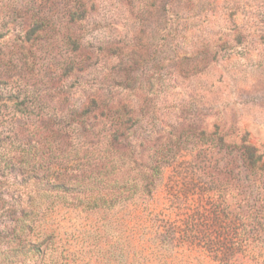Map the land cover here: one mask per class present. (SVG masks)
<instances>
[{"label":"rangeland","instance_id":"1","mask_svg":"<svg viewBox=\"0 0 264 264\" xmlns=\"http://www.w3.org/2000/svg\"><path fill=\"white\" fill-rule=\"evenodd\" d=\"M104 104L135 110L129 138L172 141L155 190L111 208L47 194L46 155L72 157L76 123L101 121L79 113ZM172 234L188 259L158 254ZM198 252L264 264V0H0V264Z\"/></svg>","mask_w":264,"mask_h":264},{"label":"trees","instance_id":"2","mask_svg":"<svg viewBox=\"0 0 264 264\" xmlns=\"http://www.w3.org/2000/svg\"><path fill=\"white\" fill-rule=\"evenodd\" d=\"M91 112L92 118H100V125L86 120L76 123L75 131L83 140L80 139L81 144L72 157L62 155L57 159L51 154L46 155L47 162L57 169L53 170L56 174L54 181L44 189L46 193H71L78 204L87 208H111L136 194L151 195L171 159L172 141L153 136L129 138L133 130L127 122L135 115V110L125 105L114 107L104 104L100 109L95 107L79 114ZM95 136L97 138L91 140ZM211 142L217 143L216 139ZM248 150L245 146L243 158L251 161L253 157ZM173 242H180L175 234L161 238L160 244L169 247V251L158 254L174 260L188 259L191 253L186 250L170 249ZM30 248L37 249L34 244ZM197 255L202 260L207 257L209 262L206 264H230L219 263L206 252H198Z\"/></svg>","mask_w":264,"mask_h":264}]
</instances>
